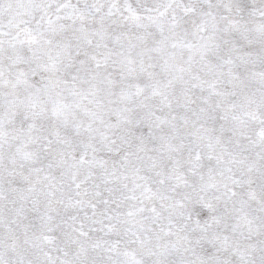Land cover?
Wrapping results in <instances>:
<instances>
[{"label":"snow or ice","instance_id":"1","mask_svg":"<svg viewBox=\"0 0 264 264\" xmlns=\"http://www.w3.org/2000/svg\"><path fill=\"white\" fill-rule=\"evenodd\" d=\"M0 264H264V0H0Z\"/></svg>","mask_w":264,"mask_h":264}]
</instances>
